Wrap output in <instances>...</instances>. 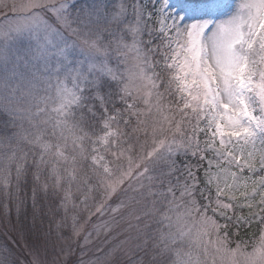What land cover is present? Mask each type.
<instances>
[{
	"label": "snow or ice",
	"instance_id": "snow-or-ice-1",
	"mask_svg": "<svg viewBox=\"0 0 264 264\" xmlns=\"http://www.w3.org/2000/svg\"><path fill=\"white\" fill-rule=\"evenodd\" d=\"M0 22V189L122 237L27 264H264V0H0Z\"/></svg>",
	"mask_w": 264,
	"mask_h": 264
},
{
	"label": "trees",
	"instance_id": "trees-1",
	"mask_svg": "<svg viewBox=\"0 0 264 264\" xmlns=\"http://www.w3.org/2000/svg\"><path fill=\"white\" fill-rule=\"evenodd\" d=\"M46 203L47 201L40 200L33 209L30 187L18 194L13 190L11 198H6L3 190L0 189V250L7 247L16 257L13 253L21 248L17 252L22 251L21 256L24 255L23 257L27 259L35 244L44 245L46 240L50 243L51 239L47 236L46 230L50 211L47 208L41 210V205ZM241 235L243 236L244 233L242 232Z\"/></svg>",
	"mask_w": 264,
	"mask_h": 264
},
{
	"label": "rangeland",
	"instance_id": "rangeland-1",
	"mask_svg": "<svg viewBox=\"0 0 264 264\" xmlns=\"http://www.w3.org/2000/svg\"><path fill=\"white\" fill-rule=\"evenodd\" d=\"M0 26H2V22H0ZM105 219H107V216ZM57 221H59V216H54L50 212V217L46 221L47 236L51 239L50 243L48 242L47 244L41 246L35 244L32 253H30L28 257L25 255L27 259L23 257L24 255L21 256L22 251L18 253L21 248L15 250L18 255L16 253L13 254L21 261V264H27L28 260L31 259L32 254H34L37 250L42 258L46 255L47 260L50 262L55 259V252L59 250L56 246L60 247L61 245H64L65 247L71 245L73 250H75L78 255H80L82 249L85 254V260L94 259L98 248H103L105 252H107L109 249H115L122 239L119 228H113L112 232L107 235L103 230H97L94 227L98 224L95 217L87 223L84 220H81L80 235L73 236L71 238H69L70 229H58ZM88 233H91V235L89 236ZM51 243L54 245L52 246ZM113 264H115V261H113Z\"/></svg>",
	"mask_w": 264,
	"mask_h": 264
}]
</instances>
